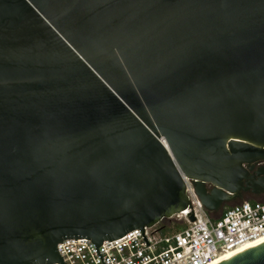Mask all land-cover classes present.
I'll return each mask as SVG.
<instances>
[{"label":"water","instance_id":"obj_1","mask_svg":"<svg viewBox=\"0 0 264 264\" xmlns=\"http://www.w3.org/2000/svg\"><path fill=\"white\" fill-rule=\"evenodd\" d=\"M258 161L264 0H0V264H64L68 239L104 264L187 207L183 177L213 213L264 190Z\"/></svg>","mask_w":264,"mask_h":264},{"label":"built area","instance_id":"obj_2","mask_svg":"<svg viewBox=\"0 0 264 264\" xmlns=\"http://www.w3.org/2000/svg\"><path fill=\"white\" fill-rule=\"evenodd\" d=\"M252 165L264 170V161ZM182 179L187 207L143 228V236L133 230L102 242L97 250L104 264H211L229 251L264 238V202L244 201L224 208L218 218L211 219L195 194L193 180ZM191 214L193 221L189 220ZM56 249L64 264H102L89 240H64Z\"/></svg>","mask_w":264,"mask_h":264},{"label":"bare ground","instance_id":"obj_3","mask_svg":"<svg viewBox=\"0 0 264 264\" xmlns=\"http://www.w3.org/2000/svg\"><path fill=\"white\" fill-rule=\"evenodd\" d=\"M264 243V238H260V239H257L255 241H252V242H249L239 248H236L232 251H229L228 253H226L225 255L219 257L218 259H216L214 262H212L211 264H220L236 255H239L241 253H244L246 251H249L250 249H253L261 244Z\"/></svg>","mask_w":264,"mask_h":264},{"label":"flooded vegetation","instance_id":"obj_4","mask_svg":"<svg viewBox=\"0 0 264 264\" xmlns=\"http://www.w3.org/2000/svg\"><path fill=\"white\" fill-rule=\"evenodd\" d=\"M248 167V166H246ZM260 169H257L254 165H252V170L249 172L250 175H252L254 177V179L258 182L261 181V178L263 176H257L256 172L259 171ZM261 194H264V190H260V188L257 186L255 192H252L251 190H247V191H241L239 196L237 198L239 199H248L250 200V198L252 197H256L259 196ZM251 201V200H250ZM227 204H223L218 211H221Z\"/></svg>","mask_w":264,"mask_h":264},{"label":"rangeland","instance_id":"obj_5","mask_svg":"<svg viewBox=\"0 0 264 264\" xmlns=\"http://www.w3.org/2000/svg\"><path fill=\"white\" fill-rule=\"evenodd\" d=\"M250 200L253 201V202H264V194H261V195L256 196V197H252V198H250ZM250 200H248V199H242L241 200L239 198H236V199L228 202L227 205L230 207V206H234V205L240 204L241 202L250 201ZM217 215H218V213L215 216H217ZM167 224H168V222L162 223V225H167Z\"/></svg>","mask_w":264,"mask_h":264},{"label":"trees","instance_id":"obj_6","mask_svg":"<svg viewBox=\"0 0 264 264\" xmlns=\"http://www.w3.org/2000/svg\"><path fill=\"white\" fill-rule=\"evenodd\" d=\"M249 202H253V201H249ZM226 207H229V206L226 205L224 208H226ZM224 208H223L221 211H216V212H213V213L209 214V216L211 217V219H216V218H218V217L220 216V214L223 212ZM217 213H218V215L215 216ZM163 223H164V222H163ZM167 225H170V224L168 223ZM174 225H176V224H174ZM165 226H166V225H165Z\"/></svg>","mask_w":264,"mask_h":264}]
</instances>
